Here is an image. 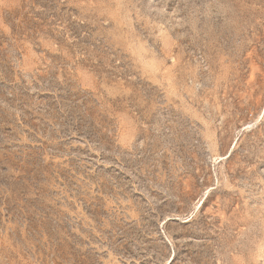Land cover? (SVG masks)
<instances>
[{
    "label": "rangeland",
    "instance_id": "obj_1",
    "mask_svg": "<svg viewBox=\"0 0 264 264\" xmlns=\"http://www.w3.org/2000/svg\"><path fill=\"white\" fill-rule=\"evenodd\" d=\"M0 264H264V0H0Z\"/></svg>",
    "mask_w": 264,
    "mask_h": 264
},
{
    "label": "bare ground",
    "instance_id": "obj_2",
    "mask_svg": "<svg viewBox=\"0 0 264 264\" xmlns=\"http://www.w3.org/2000/svg\"><path fill=\"white\" fill-rule=\"evenodd\" d=\"M200 203H201V201H200ZM200 203H199V205H200ZM199 205H198V206H199Z\"/></svg>",
    "mask_w": 264,
    "mask_h": 264
}]
</instances>
